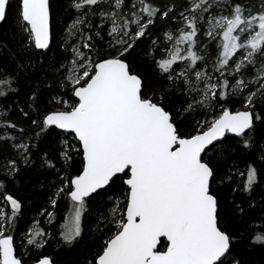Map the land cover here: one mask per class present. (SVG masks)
I'll list each match as a JSON object with an SVG mask.
<instances>
[{
    "label": "snow or ice",
    "instance_id": "obj_1",
    "mask_svg": "<svg viewBox=\"0 0 264 264\" xmlns=\"http://www.w3.org/2000/svg\"><path fill=\"white\" fill-rule=\"evenodd\" d=\"M0 264H264V0H0Z\"/></svg>",
    "mask_w": 264,
    "mask_h": 264
},
{
    "label": "trees",
    "instance_id": "obj_2",
    "mask_svg": "<svg viewBox=\"0 0 264 264\" xmlns=\"http://www.w3.org/2000/svg\"><path fill=\"white\" fill-rule=\"evenodd\" d=\"M37 203H39L38 200H37ZM62 255H63V253H62ZM67 255H69L71 258H73L74 261L82 259V257L79 254V251H77L76 253H73V252H71V250H69V252L67 253ZM259 256H260V254L257 253L256 256L253 257V258L254 259H259Z\"/></svg>",
    "mask_w": 264,
    "mask_h": 264
},
{
    "label": "rangeland",
    "instance_id": "obj_3",
    "mask_svg": "<svg viewBox=\"0 0 264 264\" xmlns=\"http://www.w3.org/2000/svg\"><path fill=\"white\" fill-rule=\"evenodd\" d=\"M37 219L41 220V226L47 227L46 225L43 224V218L42 217H37Z\"/></svg>",
    "mask_w": 264,
    "mask_h": 264
}]
</instances>
